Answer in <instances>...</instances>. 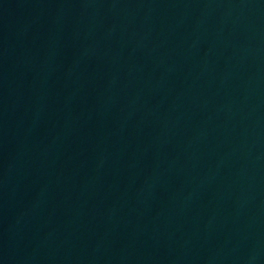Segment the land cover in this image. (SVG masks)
Masks as SVG:
<instances>
[{
	"label": "water",
	"instance_id": "obj_1",
	"mask_svg": "<svg viewBox=\"0 0 264 264\" xmlns=\"http://www.w3.org/2000/svg\"><path fill=\"white\" fill-rule=\"evenodd\" d=\"M0 264H264V0H0Z\"/></svg>",
	"mask_w": 264,
	"mask_h": 264
}]
</instances>
